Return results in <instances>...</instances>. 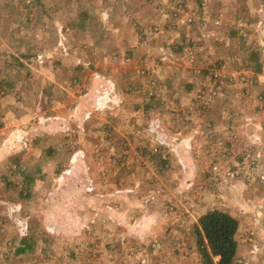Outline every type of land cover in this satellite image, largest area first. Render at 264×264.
<instances>
[{
    "label": "rangeland",
    "instance_id": "1",
    "mask_svg": "<svg viewBox=\"0 0 264 264\" xmlns=\"http://www.w3.org/2000/svg\"><path fill=\"white\" fill-rule=\"evenodd\" d=\"M263 203L264 0H0V264H264Z\"/></svg>",
    "mask_w": 264,
    "mask_h": 264
},
{
    "label": "trees",
    "instance_id": "2",
    "mask_svg": "<svg viewBox=\"0 0 264 264\" xmlns=\"http://www.w3.org/2000/svg\"><path fill=\"white\" fill-rule=\"evenodd\" d=\"M35 1L29 0V2ZM88 18H92V15L83 11L80 20L85 22ZM258 56V51H254L251 55L255 60H258ZM238 228V221L234 216L220 209H210L200 216L195 224V233L196 246L200 252L202 264H232L237 257ZM33 239L34 233L20 238L16 253L22 254L30 249L35 243Z\"/></svg>",
    "mask_w": 264,
    "mask_h": 264
},
{
    "label": "crops",
    "instance_id": "3",
    "mask_svg": "<svg viewBox=\"0 0 264 264\" xmlns=\"http://www.w3.org/2000/svg\"><path fill=\"white\" fill-rule=\"evenodd\" d=\"M261 205H264V203L261 204ZM258 210H262L261 207H259ZM258 214H260V213H258ZM251 215H252V214H245V213L242 214V215H241V218H240V222H241L242 219H243L244 222L247 221V219H248V221L251 222L250 224L253 225V221L251 220ZM246 218H247V219H246ZM253 218H254V217H253ZM259 228H260V230H261L262 227H259ZM263 231H264V230H263ZM260 233H261V232H260ZM261 234H262V233H261ZM237 241H238V251L240 252V249H241V246H242L241 244H243V242L241 243V240L238 239V237H237ZM242 257H244V256H242ZM239 259H242V258H239ZM251 262H252V260L250 261V263H251Z\"/></svg>",
    "mask_w": 264,
    "mask_h": 264
}]
</instances>
